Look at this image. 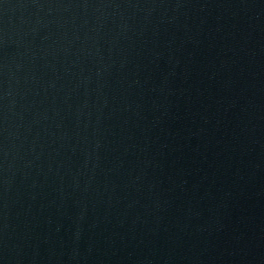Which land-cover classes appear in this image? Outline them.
Segmentation results:
<instances>
[{
    "label": "water",
    "instance_id": "obj_1",
    "mask_svg": "<svg viewBox=\"0 0 264 264\" xmlns=\"http://www.w3.org/2000/svg\"><path fill=\"white\" fill-rule=\"evenodd\" d=\"M0 264H264V0H0Z\"/></svg>",
    "mask_w": 264,
    "mask_h": 264
}]
</instances>
